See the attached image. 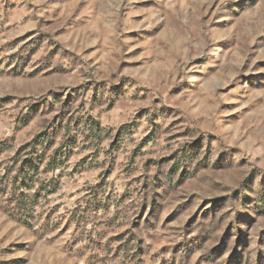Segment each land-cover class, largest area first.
<instances>
[{
	"label": "rangeland",
	"instance_id": "rangeland-1",
	"mask_svg": "<svg viewBox=\"0 0 264 264\" xmlns=\"http://www.w3.org/2000/svg\"><path fill=\"white\" fill-rule=\"evenodd\" d=\"M0 264H264V0H0Z\"/></svg>",
	"mask_w": 264,
	"mask_h": 264
}]
</instances>
